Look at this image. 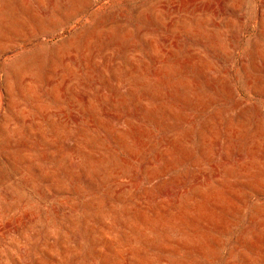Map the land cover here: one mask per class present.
<instances>
[{
	"label": "rangeland",
	"instance_id": "1",
	"mask_svg": "<svg viewBox=\"0 0 264 264\" xmlns=\"http://www.w3.org/2000/svg\"><path fill=\"white\" fill-rule=\"evenodd\" d=\"M0 264H264V0H0Z\"/></svg>",
	"mask_w": 264,
	"mask_h": 264
},
{
	"label": "bare ground",
	"instance_id": "2",
	"mask_svg": "<svg viewBox=\"0 0 264 264\" xmlns=\"http://www.w3.org/2000/svg\"><path fill=\"white\" fill-rule=\"evenodd\" d=\"M176 8V7H175Z\"/></svg>",
	"mask_w": 264,
	"mask_h": 264
}]
</instances>
